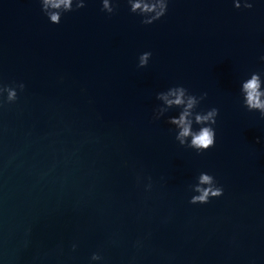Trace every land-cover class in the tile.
Here are the masks:
<instances>
[{
    "label": "water",
    "instance_id": "1",
    "mask_svg": "<svg viewBox=\"0 0 264 264\" xmlns=\"http://www.w3.org/2000/svg\"><path fill=\"white\" fill-rule=\"evenodd\" d=\"M251 2L170 0L144 25L127 0L111 15L87 0L60 24L39 0H0V83L25 85L0 98V264H89L94 251L103 264H264V118L239 95L264 71V0ZM175 84L219 109L203 153L175 140V110L153 119ZM201 171L224 194L191 204Z\"/></svg>",
    "mask_w": 264,
    "mask_h": 264
},
{
    "label": "clouds",
    "instance_id": "2",
    "mask_svg": "<svg viewBox=\"0 0 264 264\" xmlns=\"http://www.w3.org/2000/svg\"><path fill=\"white\" fill-rule=\"evenodd\" d=\"M233 6L252 8L251 0H232ZM41 11L52 24H60L66 13L86 7L87 0H39ZM101 11L111 15L118 8V0H100ZM170 0H127L129 11L141 17V23L150 25L164 17L169 8ZM152 57L151 51H144L138 56V68H144ZM264 61V56L260 57ZM25 88L23 82L7 85L0 83V98L4 103H14L18 99V89ZM239 95L241 103L249 112H258L264 118V71H252L239 81ZM207 92L196 95L183 84H175L156 93L155 99L159 102L153 110V119L160 120L171 110L174 115L167 116V123L172 126L175 140L179 145L203 153L215 146L217 137V118L219 109L215 106L201 108V102ZM259 142V138H258ZM144 184L145 191L153 188L152 178ZM138 183L141 179L137 178ZM191 193L189 203L207 204L213 198L224 194V187L215 175L208 171H201L189 184ZM77 244H72L75 250ZM104 257L99 251L91 254L89 264L98 262L103 264Z\"/></svg>",
    "mask_w": 264,
    "mask_h": 264
}]
</instances>
